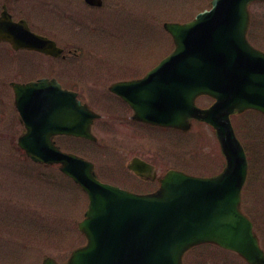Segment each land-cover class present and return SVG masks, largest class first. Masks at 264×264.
Instances as JSON below:
<instances>
[{"label": "water", "instance_id": "water-1", "mask_svg": "<svg viewBox=\"0 0 264 264\" xmlns=\"http://www.w3.org/2000/svg\"><path fill=\"white\" fill-rule=\"evenodd\" d=\"M256 1L264 0H213L211 9L188 23H165L175 50L135 84L138 94L130 100L137 109L149 107L144 118L153 123L176 126L197 118L212 125L226 158L220 175L170 171L157 192L136 195L100 182L92 163L59 151L52 136H38L32 128L30 136L20 139L34 160L62 164L61 170L88 194L80 224L88 244L73 253L69 264H182L183 254L203 243L235 251L250 264H264L253 223L240 209L248 163L230 120L248 109L264 113V53L246 38L249 5ZM38 42L46 53L61 51L45 38ZM203 94L216 100L205 110L195 106ZM75 126V133H85L89 121ZM44 264L54 263L47 259Z\"/></svg>", "mask_w": 264, "mask_h": 264}, {"label": "rangeland", "instance_id": "rangeland-1", "mask_svg": "<svg viewBox=\"0 0 264 264\" xmlns=\"http://www.w3.org/2000/svg\"><path fill=\"white\" fill-rule=\"evenodd\" d=\"M211 1L106 0L105 7L94 14L100 17L96 26L92 24L93 26L83 34L81 31L72 29L62 33H73L68 39H73L79 46L82 45V49L87 54L86 59L77 60L74 63L68 62V64L54 62L55 71H69L75 86L83 90L81 92L83 96L86 92L98 94L92 87V84H97L94 82L98 81V78L92 79V82L88 79L94 74L93 72L115 71L125 68L124 65L138 72L154 67L174 49L173 40L163 28V24L188 22L200 11L210 8ZM250 12L252 18L249 39L253 45L264 50V3L253 4ZM46 62L43 59L42 69L47 67ZM45 70L47 69L43 71ZM46 72L50 74L52 71ZM84 78L88 80V83ZM86 84H91L90 90L88 87L85 88ZM209 103L210 100L199 102L200 106H206ZM13 115L14 113L5 123L2 122L3 119L0 121L3 132L18 129ZM232 122L249 160V175L242 192L241 207L253 220L255 230L264 247V117L255 112H246L235 116ZM111 131L112 134L109 136H99L100 142L106 144V150H104L109 152L98 162L105 172L116 168L112 164L114 159L110 160V154L113 157L114 154L122 157V152H128L127 150L133 148L129 144L131 139L125 143V148L117 144L116 135L113 130ZM3 135L0 136V185L8 179H16L17 183L14 184L16 194L10 191L13 183L10 184V189L5 190V196L0 193V208L3 210L2 205L7 199L6 194L9 190L10 206L18 203L17 208L21 210L24 208V212L28 213L21 211L18 214L21 223L24 224L26 221L36 225L40 221L41 225L39 237L36 238L34 233L23 235L20 228L14 229L11 226L12 221L8 222L9 226L5 224L4 213L0 210V264H42L45 256L55 257L58 261L64 260L71 249L83 241L77 223L83 218L88 199L76 185L68 186V181L58 175L56 170L37 167L17 152L18 136ZM186 139V170L201 176H213L225 167V158L212 129L205 125L198 126ZM154 142L145 137L135 140L138 147L142 146V148L147 144L150 147L155 146ZM159 144L162 143L159 142ZM73 147L93 162L97 163L100 158L101 152L99 154L97 147L90 145L86 147L84 143H76ZM130 157L131 155L127 154V157L123 158L125 164ZM18 165L17 173L15 166ZM23 167L28 169H25L27 173L25 176H19V172L24 170ZM40 174L43 175L41 182L38 180ZM104 175L108 176V174ZM120 179L128 181L129 187L134 190L142 189V185L134 178L121 175ZM69 185H71L70 182ZM12 215L13 213L10 212V216ZM38 217L40 220H37ZM32 230L38 232L37 228ZM187 259L190 260V264H244L234 254L222 252L212 246L192 251Z\"/></svg>", "mask_w": 264, "mask_h": 264}, {"label": "flooded vegetation", "instance_id": "flooded-vegetation-1", "mask_svg": "<svg viewBox=\"0 0 264 264\" xmlns=\"http://www.w3.org/2000/svg\"><path fill=\"white\" fill-rule=\"evenodd\" d=\"M102 6L90 5L87 0H0V28L10 29L5 33L7 37L0 39V121L10 116L12 110L11 98L14 92V85H26L32 82H38L41 79L56 80L61 88L66 91L77 93L78 99L83 105L99 115L92 123V134L94 136H109L112 131L116 135V142L125 148V143L133 146L128 152H122L121 155L114 154L116 168L105 172L98 165L101 157H106V144L100 143L101 152L96 164V172L106 182L113 183L120 187H129L128 181H121L120 176L126 175L133 177L142 185V191L146 188L156 190L159 187L160 179L169 170H178L186 172L185 158V140L187 136L198 126L205 125L199 121H192L189 131L183 128L169 127L163 125H154L149 122L137 119L136 113L126 98L134 96L132 86L126 83L135 82L143 79L152 70L147 68L143 72L132 70L124 65L122 69L115 71L101 70V73L92 74L88 79L92 82L98 78L97 84H92L96 93L86 92L82 95L80 88L75 86L72 75L69 71H55L54 62L74 63L77 60H85L86 52L73 39H68L73 33L62 34L70 29L81 31L83 34L91 26H96L100 21L99 13L106 4V0H101ZM93 24V25H92ZM29 29L32 34L46 37L56 43L62 49V54L58 57L47 56L33 48H16L11 43L13 41H22V32ZM68 35V36H67ZM43 59H45L47 69L43 71ZM46 71H52L48 74ZM93 79V80H92ZM84 80H88L84 78ZM91 84H86L90 90ZM117 85V86H116ZM117 87V91L114 88ZM54 86L48 85L47 90L52 91ZM51 95H39L38 107L41 110L42 99H49ZM97 106L99 109H97ZM50 119L53 115L52 109L40 111ZM39 114V112H37ZM18 129L16 131L4 133L3 136H23L26 134V127L21 121L19 115ZM206 126V125H205ZM2 136V135H0ZM54 141L56 145L67 152H73L75 149L72 144L76 141L90 143L89 140L72 137V135L57 134ZM139 137L149 138L155 141V146L148 144L142 148L135 143ZM101 139V138H100ZM101 141V140H100ZM162 143V144H159ZM124 144V145H123ZM87 147V145H85ZM105 149V150H104ZM103 152V154H102ZM131 155L127 164L124 157ZM133 158H140L145 163L154 168L153 173L137 176L129 171L126 173V167L129 166ZM104 174H108L106 177ZM153 174V175H152ZM131 183V182H130ZM132 188V187H131ZM9 199V197H6ZM9 203V201H8Z\"/></svg>", "mask_w": 264, "mask_h": 264}, {"label": "bare ground", "instance_id": "bare-ground-1", "mask_svg": "<svg viewBox=\"0 0 264 264\" xmlns=\"http://www.w3.org/2000/svg\"><path fill=\"white\" fill-rule=\"evenodd\" d=\"M247 160H248V157L246 156Z\"/></svg>", "mask_w": 264, "mask_h": 264}]
</instances>
